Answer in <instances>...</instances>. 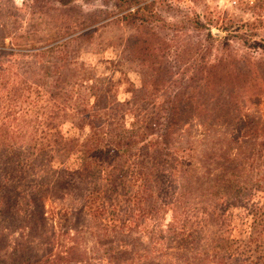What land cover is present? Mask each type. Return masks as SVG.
Masks as SVG:
<instances>
[{
  "label": "rangeland",
  "instance_id": "1",
  "mask_svg": "<svg viewBox=\"0 0 264 264\" xmlns=\"http://www.w3.org/2000/svg\"><path fill=\"white\" fill-rule=\"evenodd\" d=\"M144 5L149 7L138 16H126ZM141 60L146 62L143 67ZM246 60L255 65V74L250 76L264 83V0L254 5L246 0H140L133 4L122 0H0V127L19 134L23 129L26 132L29 126L23 121L24 114L29 115L27 118L40 115L51 95L58 98L55 94L62 89V98L68 97L62 106L68 111L58 125L72 144L87 139L91 132L87 117L95 111L101 117L97 122L101 134L112 130L114 137L121 136L122 126H107V122L125 112L138 114L137 120L131 113L120 119L130 134L144 132L153 119L161 133L170 104L176 102V95L181 96L177 110L180 122L177 128L175 125L177 131L171 134L167 148L161 143L156 147L150 136L129 152L131 171L121 175L133 183L128 194L131 204L129 201L122 207L121 196L115 195L111 200L113 207H107L120 225L128 218L129 224L131 221L133 225L134 219L138 227L127 236L114 234L117 245L125 247L130 240V249L135 248L146 257L143 264H194L195 258L205 256L207 262L199 264H264V180L258 183L261 189L247 190L264 174L260 139L251 135L256 134L254 130L247 131L238 122L236 114L241 107L234 106L237 111L225 113L226 118L224 115L218 121H214L216 116L207 115L214 111L223 114L220 108L224 100L217 106L219 96L210 88L219 89L226 81H238L236 74ZM220 64L223 67L218 68ZM58 68H63L62 73H56ZM78 68L86 71L78 74ZM88 72H94L93 80L84 86L76 85L84 82ZM60 74L64 82L56 81ZM209 78L213 83L208 88ZM204 86L207 95L202 96ZM259 87L258 91L264 89ZM256 89L253 91L258 93ZM99 94L122 104L136 102L120 108L105 102L96 104L94 97ZM258 100L256 107L246 106L242 112V120L246 119L244 111L251 114L252 125L264 121V95ZM52 106L56 110L60 105ZM37 124L45 141L51 142L53 137L46 123ZM104 139L110 141L112 137ZM14 140L20 143L25 138L20 134ZM150 141L151 149L146 147ZM54 156L57 160H52L53 168H61L66 155ZM165 158L171 165L163 164ZM234 159L236 162H231ZM149 161L153 162L150 167ZM139 163L143 167L138 171ZM70 164L71 161L65 166L69 169ZM224 167H240L238 177L216 185L213 179ZM164 170L166 178L153 187L160 196L148 199L144 180L159 177ZM234 192L237 197L229 199ZM149 202L156 209L144 216ZM216 202L222 206L214 205ZM68 208V202L51 196L46 203L45 220L35 231L27 223L21 228V219H1L0 247H5L0 251L1 258L6 248L11 252L12 247L31 240V251L21 248L9 256L42 257L51 249L62 250L61 245L66 244L74 249L69 255L65 253L66 258L58 264L71 263L72 256L86 258L87 264H110L104 250L94 248L96 234L93 237L77 229L83 223L74 215L65 221L66 211L74 212ZM206 209L222 214L221 220H208ZM175 212L178 231L192 233L181 235L182 240L203 244L208 237L215 241L214 246L225 243L226 249L204 255L203 251L198 253L201 244L194 252L187 243L185 251V245L179 246L176 240L179 235L170 236V225L176 227ZM65 230L69 231L68 237L63 235ZM225 251L233 260L231 263L225 261ZM127 256L130 264H136L130 253Z\"/></svg>",
  "mask_w": 264,
  "mask_h": 264
},
{
  "label": "trees",
  "instance_id": "2",
  "mask_svg": "<svg viewBox=\"0 0 264 264\" xmlns=\"http://www.w3.org/2000/svg\"><path fill=\"white\" fill-rule=\"evenodd\" d=\"M122 1H130L133 4L138 3L140 0ZM148 7L149 5L139 7L135 12H130L126 14V16H138L142 9ZM140 64L143 67L146 62L144 60H141ZM245 64L246 65H244V67L240 69V71L236 74V78L238 79V81L234 83L226 81L224 84H220L219 89L210 88V90L213 91L214 95L219 96L216 101L217 106H219L218 104L220 103V100H224V102L222 103V107L220 108L223 114H221V112L219 111V114L217 115V111H214L213 114L207 115L210 117L216 116L214 121H218L217 119H221L225 115V113L237 111L233 108L234 106L241 107L242 110H238L236 114V117L239 119L238 122L245 130L248 131L252 129L256 132V134L253 133L251 135L259 137L260 145L262 146L261 150L264 152V121L260 120L259 124L252 125V121L250 119L253 117L246 111H244V113L246 114V119L242 120V116H244V114L242 113L243 109L246 106L252 108L256 107L260 102V100L258 99H262V96L264 95V89L262 88L264 86V83L258 82V79L255 76H250L255 74V65H253L254 63H252L251 60H246ZM222 65L223 64H220L218 68L223 67ZM58 69L59 70L56 73H62L61 71L63 68ZM64 69H66L67 72H70L68 68ZM84 71L86 70L78 68L76 73L81 74ZM223 72L226 71L224 70ZM76 73L73 74V77H75ZM93 76L94 72H88L85 77L86 79L84 78L83 80V83L77 82L75 84L84 86L87 82L93 80ZM62 78V74H60L59 78H56V81L64 82V79ZM209 80L210 82L206 83L208 88L211 87V83H213L210 78ZM231 83H233V86L229 87V84ZM257 84L261 86L259 87ZM207 87H203L202 96L204 95V93H206L207 95ZM258 87L259 89H262L258 91ZM59 89L60 87L58 88V90ZM254 89H256L258 93L253 91ZM59 91H57V93L55 94L58 98H54L53 95H51L47 106L46 104L43 105L44 111L40 115L30 116L29 118H27V116L29 115L24 114V116L26 117H24L23 121L25 122V125H27L26 123L28 122L29 127L26 132L24 131V129L22 130V132L20 131V134H22V136L25 138V141L22 140L20 143H17L14 139L15 137L20 136L18 132L10 130V128L8 127L7 129L5 127H0V222L1 219L6 222H11L13 218L21 219L23 220L21 228H24L25 223H27L26 226L30 228V230L35 231L37 230L39 223L45 220L47 201L51 196H58L63 201L68 202L69 208L72 207L71 210H74V212H69L66 211L69 208L65 209V221L67 222L70 219L69 215H74L75 217H77L78 221L83 223L82 228L77 229H81L86 233L91 234L93 237L96 234L98 240L94 241V248H97V250L99 251L104 250L107 260L110 264H122V262L124 264H130L131 260H129V257L127 256L129 253L131 254L132 261H134V263L143 264L144 260H146V257L140 254V252L135 248L130 249V240L128 241V243L124 244L125 247H119V245H117V238L116 236H114V234L116 233L121 234L122 236L131 234L132 230L138 227L134 223L135 220H132V225L131 221L129 224L128 218H126L120 225V222L115 221L113 213H110L107 206H112L111 200L113 201L115 195L121 196L122 207L128 205L129 201L131 204V200L128 194L131 191L133 183L128 177L124 179V175H121V173L128 174L129 171H131L130 162H132V160L130 158L131 156L129 155V152L134 148H138L139 143L146 140V138L150 136H152L156 147L161 143L163 144V146H165V148H167L168 140L171 134L177 131L174 130V127L176 125L177 128L180 122L181 117L177 110L179 107L178 99L181 98V96L176 95V102L173 101L170 104V110L165 116L166 120L163 123L164 128L161 133L158 132V129L156 128L157 124H153V122L156 121L153 119L149 122L151 124L148 123L149 125L145 127L146 130L144 132H138L137 135H135L134 133L130 134V132H128V129H126L124 125L119 123L120 119L123 120L126 114L131 113L132 115H134V117H136L137 120L138 114L125 112L123 115L116 114L115 116H112V118H110L107 122V126H112L115 124H119V126H122L120 128L123 132L121 136L116 135L114 137L112 130L104 131L103 134H101L99 131H97V122H99L101 117L98 116V112L95 111L93 115L87 117V123L91 127V132L88 135L87 139L83 143L72 144L70 140L68 138H65L59 130L58 124L63 121V118L68 111L65 107L62 106L63 100L67 101L68 97L65 99L62 98L63 94ZM111 98L110 96L99 94L98 97H94V100L97 101L96 104L105 102L106 105H117L119 108L124 106H131L136 102L134 100L132 103L127 102L125 104H122L116 99ZM210 98L213 99V97ZM227 102H229V109L226 107L228 104ZM55 103L59 104L60 106H55L57 109L53 110L54 107L52 105ZM48 106L49 110L47 108ZM46 111L49 112L46 113ZM37 112L40 113L39 108ZM74 116H72L73 123L75 119ZM82 120L83 118L81 119V121ZM39 121H43L46 123L48 130L50 131L49 135L53 137V140L51 142L45 141V139L42 137V131L39 130V124H37ZM204 121L206 122V120ZM133 124H135V122ZM249 124L252 126H249ZM32 130L33 133H31ZM204 130L208 129L206 128ZM249 135L250 133L246 132L245 136L249 137ZM105 136H110L112 137V139L110 141L105 140ZM153 141H150L151 143H148L146 147L151 149L153 147ZM79 153L82 155L78 156ZM149 153L150 152H148V154ZM54 154L66 155L65 158L61 160V163H63V166L61 168H53L52 160H57ZM70 161L71 167L68 169L65 166V163ZM231 162L236 161L234 159ZM163 164L165 166H168L171 165V162L170 160L165 158L163 160ZM152 165L153 162L149 161L148 166L150 167ZM180 165H182V161L180 162ZM142 167V163H139L138 171L139 168ZM239 171L240 167L231 169H226V167H224L214 177L213 181L216 182V185H219L225 181H231L232 178L238 177ZM179 173H182V168H180ZM166 175L167 171L164 170V172L159 173V177L155 178L153 176L144 180L143 186L145 188L146 196L148 199H151L153 196H160V192L157 193L153 189V187H155V185H159V183L157 182L158 180H160L162 184V179L163 177L166 178ZM136 177L137 174L135 173V178ZM261 180H264V174L260 178V180L252 184L251 188L247 190L254 191L257 188L261 189L262 185L258 184ZM148 184L153 186L146 187ZM136 195H134V198L136 197ZM236 195L237 194L234 192L231 193L228 197L229 199H231L237 197ZM137 197L139 199L140 196L137 195ZM149 203L150 205L144 212V216H150L156 209L154 203ZM214 205L222 206V203L216 202ZM206 211L208 213V220L212 222L215 220H221L222 214H220L219 216V214H214L207 209ZM176 213L177 212H175L174 216V219L176 220V227L175 224L170 225L171 233H169L171 237L175 236L176 234L177 238V235H179L176 240L179 246L185 245L186 251L188 241L182 240L180 236L187 234L185 231H178V214ZM116 223H119V225ZM191 234L187 236H190ZM63 235L68 237L69 231L65 230ZM0 238H2V234L0 235ZM0 241L2 240L0 239ZM214 242L215 241H211L208 237H206L205 241L202 242L203 244L189 241L188 245L190 247H193L191 249L195 252L201 244L198 253H201V251H203L204 255H208V252L212 250L226 249L225 243L220 246H214ZM32 243L33 242H31V240L24 241L21 246L18 245L12 247L11 252H7L8 248H6V251H4V255L2 256V258L0 256V264H58L61 259L66 258L65 256H63L65 253L69 255L74 249L71 246L66 247V244H62V250L55 252L54 249H51L42 257L28 256V254H25V256H20L21 258L19 259L12 258L14 254H17V252L21 250V248L23 250L31 251L32 249H29L28 246H30ZM57 245L59 247V239L57 241ZM77 247H79V245H77ZM4 248L5 247H0V251ZM224 253L225 261L231 263L233 260H231L226 251ZM10 254H13V256H9ZM124 256H127V258L125 259ZM126 260L128 262H124ZM207 260V256L201 259L195 258L194 264L207 262ZM69 261L72 262L68 264H87L88 262V260L82 256H79V258H77L76 256H72Z\"/></svg>",
  "mask_w": 264,
  "mask_h": 264
},
{
  "label": "built area",
  "instance_id": "3",
  "mask_svg": "<svg viewBox=\"0 0 264 264\" xmlns=\"http://www.w3.org/2000/svg\"><path fill=\"white\" fill-rule=\"evenodd\" d=\"M238 0H234V3H236ZM250 5H254L257 3L258 0H246Z\"/></svg>",
  "mask_w": 264,
  "mask_h": 264
}]
</instances>
